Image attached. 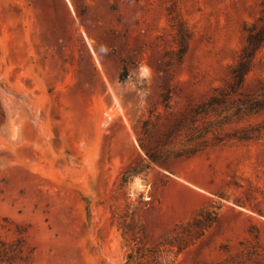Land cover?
<instances>
[{"label": "rangeland", "instance_id": "rangeland-1", "mask_svg": "<svg viewBox=\"0 0 264 264\" xmlns=\"http://www.w3.org/2000/svg\"><path fill=\"white\" fill-rule=\"evenodd\" d=\"M263 14L264 0H0L13 264H264V42L232 85ZM223 94L220 115H197Z\"/></svg>", "mask_w": 264, "mask_h": 264}, {"label": "trees", "instance_id": "trees-1", "mask_svg": "<svg viewBox=\"0 0 264 264\" xmlns=\"http://www.w3.org/2000/svg\"><path fill=\"white\" fill-rule=\"evenodd\" d=\"M264 42V14L259 17V19L247 26V43L245 44L240 58L238 62L233 66V81L232 85L234 88L239 86V84L243 83L247 74L251 71L254 63V58ZM227 97L226 95H214L208 101L200 103L196 108V113L198 116L203 114H208L212 109H214L215 113L220 115L223 111L219 105H227ZM227 121V118H206L200 121L198 127L196 128V137L202 139L206 137L209 133L215 132L214 128L217 127V123H224ZM141 145L147 150L148 155L154 161H157V156L151 150H149L145 144L141 140ZM138 171V170H135ZM139 172V171H138ZM136 173V172H133ZM198 222V224L203 225L206 222L202 221L199 217H195L194 222ZM191 224V221L188 223ZM188 231V236L182 238L180 242L179 249L182 250L188 243L189 239L194 235V232L190 231L189 228H186ZM23 237H19L15 240H5L0 236V264H13L16 262L18 258L21 257L22 253V244L24 242ZM133 249V248H131ZM132 259V258H131ZM130 259V260H131ZM138 264H140L138 262Z\"/></svg>", "mask_w": 264, "mask_h": 264}]
</instances>
